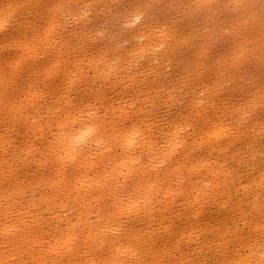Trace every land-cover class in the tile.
Here are the masks:
<instances>
[{
	"label": "rangeland",
	"instance_id": "rangeland-1",
	"mask_svg": "<svg viewBox=\"0 0 264 264\" xmlns=\"http://www.w3.org/2000/svg\"><path fill=\"white\" fill-rule=\"evenodd\" d=\"M62 3L90 5L86 9L88 19L67 28L60 27L58 21L51 22L55 15L52 5ZM141 5L153 6L143 11L155 18V24L143 22V15L140 21L135 19L141 14ZM161 44L165 46L163 51L159 50ZM91 45H101L107 53V62L101 61L97 67L85 60L83 73L95 89L106 94L101 95L100 101L108 113L104 129L110 142L107 145L113 149L105 148L104 152H114L106 158L104 152L98 155L99 151H93L87 162H81L83 168L79 163L62 164L61 169L49 167L50 162L42 158L39 141L57 128L39 111L41 90L58 91L66 75L81 70L76 57L90 55ZM5 68L8 95L2 76ZM0 77V228L6 222L10 226L15 223L17 230H22L23 225V232H29L27 239L22 231L16 237L0 229L1 259L4 255L14 257L7 258L11 264H17V258L22 264H39L42 259L44 263L47 259V264L53 260L52 264L56 260L57 264L84 260L86 243L92 242L88 237L93 235L87 234L93 232L94 222L118 211L116 205L125 198L136 202L130 207L129 202L121 203L122 211L116 218L120 223L116 224L125 237L130 232L132 240L122 235L117 241L112 238L119 236L117 233L110 235V241H115L111 243L112 250L119 245L121 253L118 246L115 252L119 258L116 262L111 259L114 252L108 250L107 243L105 249L90 253L96 263L102 261L98 264H136L138 260L142 264L159 260V264H228L227 259L231 261L233 257L236 264L245 253L246 260L250 256L248 264L255 258L260 260V253L255 252H261L264 244V0H0ZM64 99L66 103L79 102L85 108L96 103L95 96L89 100L77 92ZM130 115L135 117L137 128L150 130L142 137L135 136L136 141L131 137L138 143L136 152L144 154L142 165L127 164L134 166L131 169L124 165L122 146L126 145L122 132L126 136L128 127H132L127 119ZM84 118L87 121V112ZM178 141L180 146L176 147ZM165 156L167 166H151ZM74 169L99 180L98 186L92 181L93 188H99L92 191L98 198L88 196L89 191L84 189L74 191L77 189L71 182L79 186ZM69 171L70 175L75 174L72 179ZM56 181H60L62 192L59 188L55 191ZM135 184L137 189L133 188ZM150 184L157 186L156 195L144 204L142 194ZM66 191L75 195L67 198ZM66 202L73 206L66 207ZM77 221L82 229H77L69 242L73 248L69 256L62 237L65 238L69 223ZM140 228L145 229L146 236L139 240L140 245L136 240L135 246L131 233ZM27 230H34L33 234ZM11 236L24 241L13 240L15 243L9 244ZM131 243L140 248H133L137 257L129 254L125 258L123 248L131 247ZM2 251L6 254L2 255ZM74 251L80 253L75 255Z\"/></svg>",
	"mask_w": 264,
	"mask_h": 264
},
{
	"label": "snow or ice",
	"instance_id": "snow-or-ice-1",
	"mask_svg": "<svg viewBox=\"0 0 264 264\" xmlns=\"http://www.w3.org/2000/svg\"><path fill=\"white\" fill-rule=\"evenodd\" d=\"M10 6V5H9ZM90 5H79L71 3H62L58 5H52V8L55 12L54 17L51 19V22H59V26L62 28H67L73 24L79 25L81 21L88 19L89 13L86 10ZM145 7L151 8L152 5H141V14H137L135 19L140 21L143 15V22L155 24V18L151 16L150 13L144 12ZM158 31V29H157ZM9 43L13 41L9 37H5ZM143 39V37H141ZM78 47H83L79 45ZM93 52L90 55H85L83 59H80L79 55L76 57V64L80 66V71H74L70 75H66L63 81L62 87L58 91H52L49 88L41 90L40 93V112L44 115H47L50 120H52L53 126L57 128L55 133H52L50 136L42 137L39 141V147L42 150V158L49 163V167H56L62 164H72L76 165L77 163L81 164V168L84 167V163L87 162L88 157L92 155L93 150L99 151L101 147H106L109 141L104 137L105 129V120L108 115L107 112L103 110L101 106L100 97L105 95L102 90L95 89L94 85L87 80V77L83 73V65L86 60L89 65L92 67H97L99 62L106 61L107 53L101 45H91ZM164 45H159V50L163 51ZM3 79L5 80V95L8 94L7 90V80H8V71L5 68L2 73ZM264 88V84H262ZM89 89L91 91H89ZM83 93L86 99L91 100L93 96L96 97V103H89L86 108L81 107L79 102H72L69 100L68 103L65 102L64 97L71 98L72 93ZM79 97H77V101ZM262 101H264V96H262ZM203 103V101H201ZM85 112H87L88 119L85 120ZM60 117V119H53ZM129 121L132 122L131 131L126 133L125 142L134 143L131 140L132 136L140 137L146 135L150 130H141L136 127L134 121V116L127 117ZM180 146L178 141L176 147ZM110 150V149H107ZM175 151V148L173 149ZM144 154L141 152L139 155L132 154L128 160L124 163L128 164H139L142 162ZM168 165V157L165 156L162 160L154 161V168H161ZM210 186V182H209ZM91 188V185L88 186ZM156 185L150 184L144 190L143 196L144 204L150 203V199L156 195ZM65 195L71 197L72 192H65ZM88 196L93 198H98L96 193L89 191ZM91 203V200H89ZM141 203V201H137ZM66 207H72L73 205L70 202L65 203ZM98 219L99 215L97 214ZM123 226V225H122ZM76 227V224L69 223L67 227V232L71 235L72 229ZM114 231H119V228H114ZM146 236L144 228L138 229L133 233V238L137 241L141 240ZM261 260L264 261V244L261 245ZM136 255V252L132 249H127L123 255ZM39 264H44L43 261ZM136 264H142V262L137 261ZM183 264V262H179ZM205 264H212L211 261H206ZM239 264V262H238Z\"/></svg>",
	"mask_w": 264,
	"mask_h": 264
},
{
	"label": "bare ground",
	"instance_id": "bare-ground-1",
	"mask_svg": "<svg viewBox=\"0 0 264 264\" xmlns=\"http://www.w3.org/2000/svg\"><path fill=\"white\" fill-rule=\"evenodd\" d=\"M250 4H251V3H250ZM258 23H259V22H258ZM239 29H240V28H239ZM0 78H1V77H0ZM9 79H10V78H9ZM3 86H4V85H3ZM9 87H10V86H9ZM14 87H15V86H14ZM4 92H5V91H4ZM2 93H3V92H2ZM7 95H8V94H7ZM6 97H7V96H6ZM4 98H5V97H4ZM7 100H8V99H7ZM9 100H10V99H9ZM11 105H12V104H11ZM1 106H2V105H1ZM6 107H7V106H6ZM0 108H1V107H0ZM6 110H7V109H6ZM220 126H221V125H220ZM224 127H225V125H224ZM224 127H223V128H224ZM221 128H222V126H221ZM126 130H127V129H126ZM130 130H131V126H130V129H129V127H128V130H127V131L130 132ZM220 130H222V129H220ZM228 130H229V129H228ZM112 131H113V130H111V132H112ZM123 131H124V130H123ZM127 131L124 132V135H125V133H126ZM106 132H107V131H106ZM113 132H115V131H113ZM128 132H127V133H128ZM105 134H106V133L104 132V136H105ZM109 134H110V133H109ZM109 134H107V135H109ZM115 134L117 135L118 133H115ZM120 134H121V133H120ZM110 135H112V134H110ZM110 135H109V137H110ZM116 135H115V136H116ZM149 135H150V134H149ZM151 135H152V134H151ZM223 135H224V134H223ZM116 137H117V136H116ZM120 137H121V136H118V139H120ZM122 137H123V139L126 138V136H123V132H122ZM132 137H133V136H132ZM141 137H142V136H141ZM104 138H107V137L105 136ZM112 138H113V137H112ZM114 138H115V137H114ZM114 138H113V139H114ZM138 138H139V137H138ZM109 139H110V138H109ZM115 139H117V138H115ZM115 139H114V140H115ZM121 139H122V138H121ZM123 139H122V140H123ZM131 139H133V138H131ZM134 139H135V141H136L135 136H134ZM146 139H147V138H146ZM107 140H108V139H107ZM111 140H112V139H111ZM137 140H138V139H137ZM120 141H121V140H120ZM135 141H134V143H128V144L125 143L126 145H124V144L122 145V144H121L122 146H124L123 149H124V151H125V152L123 151V152H124V156H123V154H122V156L125 157V158H124L125 160H124L123 157L121 156V158L124 160V161L122 160L123 162H125L126 160H128L129 157H130L133 153L136 154V155H139V154L136 152V149H135V148H136V145H137L138 143L136 144ZM124 142H125V141H124ZM124 142L122 141V143H124ZM109 143H110V142H109ZM116 143H117V142H116ZM107 144H108V143H107ZM148 144H149V143H148ZM145 145H146V144H145ZM14 146H15V145H14ZM109 146H110V145H107V147H101V148L99 149V153H98L96 150H93V151H94V152L96 151V153H98V155H99V154H101L102 152L105 151V148H108V149H109ZM122 146H121V147H122ZM147 146H148V145H147ZM151 146H153V145H151ZM112 147H115V146H114V143L112 144ZM137 148H138V147H137ZM110 149L112 150L113 148L110 147ZM140 149H141V147H140ZM114 150H115V149H114ZM147 150H148V149H147ZM108 151H109V150H108ZM139 151H140V150H139ZM112 152H114V151H112ZM112 152H111V153H112ZM2 153H3V152H2ZM96 153H95V154H96ZM105 153H107V151L104 152V154H105ZM108 153H109V152H108ZM111 153H109V154H111ZM115 153H116V152H115ZM139 153H140V152H139ZM95 154H94V155H95ZM109 154H105V155H106V158H107V155L110 156ZM112 154H113V153H112ZM156 154H157V153H155V155H156ZM96 155H97V154H96ZM100 156H103V157H104L103 154L100 155ZM100 156H97V157H100ZM111 156H112V155H111ZM89 157H90V156H89ZM93 157H94V156H93ZM95 157H96V156H95ZM103 157H102V158H103ZM154 157H156V156H154ZM102 158H101V159H102ZM104 158H105V157H104ZM112 158H113V157H110V159H112ZM156 158H157V157H156ZM101 159H100V161H101ZM117 159H118V158H117ZM151 159H152V158H151ZM92 160H94V162H95V159H92ZM108 160H109V159H108ZM115 160H116V159H115ZM4 161H5V160H4ZM116 161H117V160H116ZM119 161H121V160L119 159ZM148 161H149V160H148ZM155 161H156V160H155ZM0 162H1V161H0ZM9 162H10V161H9ZM123 162H122V164H123ZM201 162H202V161H201ZM89 163H90V162H89ZM89 163H88V164H89ZM95 163H97V162H95ZM141 163H142V162H141ZM141 163H139V164H131V163L129 162L128 164L134 165V166L136 167L137 165H142ZM199 163H200V162H199ZM202 163H203V162H202ZM48 164H49V163H48ZM79 164H80V163H79ZM85 164H86V163H85ZM122 164H121V165H122ZM44 165H45V164H44ZM71 165H72V164H71ZM104 165H105V164H104ZM107 165H108V164H107ZM117 165H120V164H117ZM124 165L127 166V164H125V163H124ZM131 165H130V167H129V165H128L127 167L130 168V169H131V167L133 168L134 166H131ZM59 166H60V165H59ZM59 166H57V167H59ZM76 166H77V165H76ZM113 166H116V165L113 164ZM151 166L153 167L152 163H151ZM1 167H2V166H1ZM1 167H0V168H1ZM62 167H63V166H62ZM65 167H66V166H65ZM14 168H15V166H14ZM59 168H60V167H59ZM79 168H80V166H79ZM110 168H111V170H112V167H110ZM60 169H61V168H60ZM85 169H86V168H85ZM85 169H84V171H85ZM7 170H8V169H7ZM57 170H58V169H57ZM63 170H64V169H63ZM75 170H76V169H74V172H75ZM104 170H105V169H104ZM40 171H41V170H40ZM86 171L88 172V168L86 169ZM102 171H103V169H102ZM109 171H110V170H109ZM112 171H113V170H112ZM112 171H111V172H112ZM116 171H118V169H116ZM127 171H128V170H127ZM150 171H151V170H150ZM166 171H167V170H166ZM194 171H195V170H194ZM1 172L3 173V171H1ZM7 172H8V171H7ZM71 172H72V171H71ZM71 172L69 171V175L71 174ZM76 172H77V170H76ZM87 172H86V173H87ZM81 173H82V172H80V171L77 172V173H75L76 175L73 173V175H75V177L77 176V177L75 178V180L77 179V181H78V183H79V184H78L79 186H77V184H74V182H71V183H73V185H74L75 188L77 189V190L74 189V191L78 192V191L83 190V189H84V190H87V191H90L91 188H92L91 192H92L93 190H97V191H98L99 188H98V189H94V188H93V184H94V183H93L92 181H95V182H96L95 184H97V182H98L99 185H100L99 180H98V181H97V180H94L95 178L92 176V177L94 178V179H93V178L90 176V174L87 176L88 173H87V174L85 173V175H84L83 173H82V175H79V174H81ZM97 173H98V172H97ZM120 173H121V172H120ZM128 173H129V172H128ZM77 174H78V175H77ZM98 174H99V173H98ZM110 174H112V173H110ZM123 174H124V173H123ZM1 175H2V174H1ZM1 175H0V177H2ZM67 175H68V174H67ZM73 175H70V177H69V176H67V177H69L70 179H72V178H73ZM107 175H108V174H107ZM113 175H114V174H113ZM120 175H121V174H120ZM71 176H72V177H71ZM86 176H87V177H86ZM109 176H110V175H109ZM85 177H86V178H85ZM88 177H91L92 180H90V178L88 179ZM123 177H124V176H123ZM61 178H62V177H61ZM69 178H68V180H69ZM97 178H98V177H97ZM114 178H115V177H114ZM46 179H47V178H46ZM98 179H99V178H98ZM68 180H67V182H68ZM75 180L73 179V181H75ZM0 181H1V180H0ZM64 181H66V179H65ZM64 181H61V182H63L64 184H66ZM141 181H142V180H141ZM54 182H55V181H53L52 183H54ZM56 182H57V185H56L57 188L54 187V188H55V191H56V189L58 190V188H59L58 191H61L60 187H58V186H60V184H61L60 181H59V184H58V181H56ZM36 183H37V182H36ZM52 183H51V184H52ZM76 183H77V182H76ZM118 183H119V182H118ZM139 183H140V182H139ZM139 183H138V185H139ZM147 183H148V182H147ZM150 183H152V182H150ZM34 184H35V183H34ZM69 184H70V183H69ZM69 184H66V185H69ZM29 185H31V184H29ZM89 185H91V188L88 187ZM255 185H256V184H255ZM53 186H54V185H53ZM69 186H70V185H69ZM69 186H67V187L70 188ZM76 186H77V187H76ZM94 186H95V185H94ZM96 186H98V184H97ZM96 186H95V187H96ZM134 186H136V187H133V188H134V189H137V185L135 184ZM23 187H24V186H23ZM49 187H50V186H49ZM64 187H65V186H63L62 189H63ZM139 187H140V185L138 186V189H140ZM12 188H13V187H12ZM51 188H52V186H51ZM54 188H52V189H54ZM109 188H111V187H109ZM22 189H23V188H22ZM65 189H67V188H65ZM72 189H73V187H72ZM103 189H104V188H103ZM70 190H71V188H70ZM1 191H2V190H1ZM1 191H0V192H1ZM3 191H4V190H3ZM7 191H8V190H7ZM10 191H11V190H10ZM18 191H19V190H18ZM53 191H54V190H53ZM71 191H72V190H71ZM126 191H127V190H126ZM136 191H137V190H136ZM4 192H5V191H4ZM8 192H9V191H8ZM61 192H62V191H61ZM69 192H70V191H69ZM76 192H75V193H76ZM84 192H85V191H84ZM101 192H102V191H101ZM9 193H10V192H9ZM13 193H14V192H13ZM57 193H58V192H56V195L58 196ZM72 193H73V192H72ZM79 193H80V192H79ZM102 193H103V192H102ZM120 193H121V195H122V192H120ZM14 194H15V193H14ZM52 194H53V193H52ZM61 194H62V193H61ZM259 194H260V193H259ZM4 195H6V194H4ZM53 195H54V194H53ZM56 195H55L54 198H57ZM73 195H75V194H73ZM73 195H72V196H73ZM77 195H80V194L76 193V196H77ZM82 195H83V194H82ZM82 195H81V196H82ZM142 195H143V194H142ZM7 196H8V195H7ZM9 196H10V195H9ZM9 196H8V197H9ZM61 196H62V195H61ZM63 196H64V195H63ZM110 196H111V195H110ZM117 196H118V195H117ZM117 196H116V199L118 198ZM126 196H128V195H126ZM2 197H3V196H2ZM8 197H7V198H8ZM104 197H105V196H104ZM67 198H69V197H67ZM79 199H80V198H79ZM131 199H132V198H131ZM65 200H67V199H65ZM43 201H44V200H43ZM59 201H60V200H59ZM113 201H114V200H113ZM124 201H125V198H124ZM124 201L122 200V202H124ZM115 202H116V201H115ZM122 202H121V203H122ZM125 202H129V201H125ZM125 202H124V203H125ZM130 202H131V203H130ZM130 202H129L130 204L128 203L129 205L126 203L127 206H129V207H130L131 205H133V203L135 204L136 201L134 202V201L131 200ZM132 202H133V203H132ZM52 203H53V202H52ZM59 203H62V201H60ZM121 203L118 202V206H119V207L116 205V207H117L116 210L118 209V211H116V212L114 211V213L112 212V214H108V213H111L110 211L107 213L108 216H107V218H106L105 220L101 219V221H99V220L96 221V222L93 221L94 224H96L95 226H94V224H93V226H94V229L92 230L93 232L91 233V231L89 230L90 233L87 234V232H89V231H86V234H87L88 236H89L90 234H93V235H90V236L88 237V238L92 239V242H91V240H90V242H89V241H88L87 243L85 242L86 245L88 244V246H86L88 249L86 248L87 251H85V249L83 248L84 251L87 253V254H85V253L81 254V256L85 254V255H84L85 258H83L84 260H81V258H80V260L77 259L78 261H76V260L71 261L72 263H70V262L68 261L70 264H95V263H96V260L93 258V257H94V256H92L93 254H92V255L90 254L91 251L93 252V250H95V249H96L97 251H98V249L101 250L102 248H104V246L106 247L107 245L110 246V248H109L108 250L111 249V252H114V253H112V254L110 253L111 256H112V258H111L110 256H108L109 254H107V256L110 257L111 259L114 258V261H115V262L117 261V258H119V257H118V254H115V252L118 250V252L121 253L120 250H119L120 248H119V245H117L118 248H117V246L114 247V246L116 245V244H115V245L113 246V247L115 248V250L113 251V250H112V245H111V243L113 244V242H115L114 240L119 241L118 239H119V238H122L121 236L123 235V234H121V233L123 232L121 229L119 230L120 232L122 231L121 233H120L119 231H114V230H113L114 228H118L117 225H119V224H116V222H117V220H118V218H117V213L122 211V209L120 210V207H121L120 205H121ZM124 203H122V204H124ZM11 204H12V203H11ZM115 204H117V203H115ZM7 205H8V203H7ZM7 205H6V206H7ZM58 205H59V204H58ZM61 205H62V204H61ZM136 205H137V204H136ZM124 206H125V205H124ZM127 206H126V207H127ZM132 207H133V206H132ZM241 207H242V206H241ZM121 208H122V207H121ZM2 209H3V211H4L5 208H2ZM123 209H124V208H123ZM126 209H127V208H126ZM129 209H130V208H129ZM136 209H137V208H136ZM124 210H125V209H124ZM0 211H1V210H0ZM6 211H7V210H6ZM21 211H22V210H21ZM35 211H36V210H35ZM130 211H131V210H130ZM17 212H18V211H17ZM128 212H129V211H128ZM128 212H127V213H128ZM132 212H133V211H132ZM1 213H3V212H1ZM10 213H12V212H10ZM13 213H14V212H13ZM15 213H16V212H15ZM25 213H26V212H25ZM27 213H28V212H27ZM98 213H99V212H98ZM5 214H6V213H5ZM49 214H50V212H49ZM100 214H101V213H100ZM118 214H119V213H118ZM121 214H122V213H121ZM132 214H133V213H132ZM0 215H1V214H0ZM6 215H7V214H6ZM53 215H55V214L53 213ZM104 215H105V214H104ZM123 215H126V214L123 213ZM12 216H13V215H12ZM47 216H48V215H47ZM101 216H102V214H101ZM9 217H10V216H9ZM14 217H15V215H14ZM17 217L19 218V215H17ZM39 217H40V215H39ZM60 217H61V215L59 216V218H60ZM7 218H8V217H7ZM24 218H25V217H24ZM24 218H23V219H24ZM40 218H41V217H40ZM86 218H87V216H86ZM86 218H85V219H86ZM90 218H91V217H90ZM99 218H100V217H99ZM116 218H117V220H116ZM133 218H134V217H133ZM12 219H13V218H12ZM15 219H16V218H15ZM15 219H13V220H15ZM21 219H22V218H21ZM81 219H82V217H81ZM119 219H120V218H119ZM121 219H122V218H121ZM3 220H4V218H3ZM18 220H19V219H18ZM40 220H41V219H40ZM77 220H78V219H77ZM90 220H91V219H90ZM93 220H94V219H93ZM26 221H27V220H26ZM31 221H32V220H31ZM66 221H67V219H66ZM82 221H85V220H82ZM87 221H88V219H87ZM87 221H86V222H87ZM4 222H5V221H3V223H4ZM35 222H36V221H35ZM37 222H38V221H37ZM44 222H45V221H44ZM55 222H56V221H55ZM67 222H70V220L68 219ZM71 222H72V221H71ZM78 222H79V221H77V223H73V224H76L77 226H76L74 229H72L71 235H69L67 231H66V232H67L66 234H65V232H64V233L62 232V234H65V238H63L62 235L60 234V236L62 237V240L65 239V240L62 242V244L65 242L64 244H66L67 247H68V249H70V250L67 249L68 254H69V252H70V255H69V256H71V254H73V252H72V250H71V248H72V247H71V243H69V242H70V241L72 242V238H73L74 236H76V234H75L76 230H77V229L79 230L80 228L82 229V225L80 226V224H78ZM80 222H81V221H80ZM86 222H85V223L83 222V223H84V224H87ZM93 222H92V223H93ZM0 223H2V222H0ZM6 223H7V222H6ZM6 223H5V224H2L3 226L0 228V229L2 230V232H4L5 234H6V233H9V235H10V234H11V235H14V234H15L16 237H17L18 235L20 236V234H21L20 231H22V234H24V236H27V239H28V233H29V232H28L27 234L23 232V228H22L23 225L21 226V229H22V230H19V229H18L19 232H17L18 230H17V228H16V226H15L16 224H15V223L13 224V221H12V224H13V225H11V226L8 225L9 223H8V224H6ZM16 223H17V222H16ZM31 223H32V222H31ZM83 223H82V224H83ZM90 223H91V222H90ZM90 223H88V224H90ZM92 223H91V225H92ZM117 223H120V222L118 221ZM40 224H41V223H40ZM65 224L68 225V223H66V222H65ZM65 224H64V225H65ZM24 225H25V224H24ZM26 225H27V224H26ZM12 226L15 227V228H14L15 230L12 228ZM32 226H33V225H32ZM35 226H38V225H35ZM35 226H33V228H34ZM40 226H41V225H40ZM78 226H79V228H78ZM84 226H85V225H84ZM17 227L20 228L19 225H17ZM30 227H31V226H30ZM58 227H59V225H58ZM62 227H63V226H61V228H62ZM89 227H90V225H89ZM164 227H165V226H164ZM24 228H25V226H24ZM59 228H60V227H59ZM63 228H64V227H63ZM91 228H92V227H91ZM91 228H89V229H91ZM119 228H120V227H119ZM121 228H122V226H121ZM124 228H125V227H124ZM25 229H26V228H25ZM27 229H28V226H27ZM35 229H36V230L39 229V231L41 230L42 233H43V231L46 232L47 234L49 233L47 230H42L41 227H40V228L36 227ZM44 229H45V228H44ZM125 229H126V228H125ZM53 230H54V229H53ZM56 230H57V229H56ZM65 230H66V228H65ZM65 230H63V231H65ZM87 230H88V229H87ZM144 230H145V229H144ZM15 231H16L17 233H15ZM27 231H32V230H27ZM27 231H26V232H27ZM33 231H34V230H33ZM33 231L31 232L32 234H33ZM165 231H166V230H165ZM165 231H164V232H165ZM13 232H14V233H13ZM36 232H37V231H36ZM36 232H34L35 235L37 234ZM58 232H59V231H58ZM118 232H119L120 234H119ZM135 232H136V231H135ZM19 233H20V234H19ZM59 233H61V231H60ZM116 233H117L119 236H117ZM123 233H124V232H123ZM126 233H127V231H126ZM161 233H162V232H161ZM165 233H166V232H165ZM0 234H1V233H0ZM2 234H3V233H2ZM5 234H3V235H5ZM25 234H26V235H25ZM113 234H114L115 236H117V237H116V238H115V237H112ZM124 234H125V233H124ZM127 234H129V235H126L127 237H125V236L123 235V236L125 237V239H126V238L129 239V238L131 237V236H130V232L127 233ZM6 235H7V234H6ZM39 235L41 236L42 234L40 233ZM87 235H86V236H87ZM106 235H107V236L109 235V236L106 237ZM110 235H112V236H110ZM131 235H133V233H131ZM21 236H22L21 238H24L23 235H21ZM36 236H37V235H36ZM49 236H50V235H49ZM57 236H58V235H57ZM63 236H64V235H63ZM91 236H92V238H91ZM103 236H105V237H104V238H105L104 240H102V239H103ZM129 236H130V237H129ZM16 237H15V239H12L13 237L11 236L10 238H11L12 240L8 237V238H9V242H11V243H9V244H12V241H13V240H15L16 243H17L18 241L21 242V240H23V239L20 238L18 241H16ZM34 237H35V236H34ZM51 237H52V236H51ZM111 237L114 238V240H111L112 242L110 241V238H111ZM118 237H119V238H118ZM37 238H39V236H38ZM37 238H36V239H37ZM41 238H42V237H41ZM52 238H53V237H52ZM58 238H59V237H58ZM112 238H111V239H112ZM24 239H26V238H24ZM30 239H32V236L30 237ZM33 239H34V238H33ZM39 239H40V238H39ZM39 239H37V240H39ZM54 239H57V238L54 237ZM59 239H61V238H59ZM85 239H86V238H85ZM123 239H124V238H123ZM142 239H144V238H142ZM145 239H146V238H145ZM10 240H11V241H10ZM37 240H36V241H37ZM129 240H132V237H131ZM133 240H134V239H133ZM146 240H147V239H146ZM23 241H24V240H23ZM23 241H22V242H23ZM55 241H56V240H55ZM85 241H86V240H85ZM120 241H121V240H120ZM125 241H126V240H125ZM143 241H144V240H143ZM13 242H14V241H13ZM15 242H14V243H15ZM31 242H32V241H31ZM34 242H35V241H34ZM46 242H47V241H46ZM56 242H58V241H56ZM135 242H136V240H135ZM41 243H42V242H41ZM59 243H60V240H59ZM59 243H58V244H59ZM68 243L70 244V246H69ZM83 243H84V242H83ZM83 243H82V245H83ZM85 243H84V244H85ZM91 243H93V244L91 245ZM107 243H108V244H107ZM118 243H119V242H118ZM138 243H139V245H140L141 242L138 241ZM145 243H146V242H145ZM150 243H151V242H150ZM55 244H56V243H55ZM55 244H54V246L57 245V244H56V245H55ZM75 244H76V243H75ZM106 244H107V245H106ZM122 244H123V243H122ZM131 244H132L131 247H130L129 245L125 244V246L127 245V249H132V250H134V251H135V249H136V250H137V249H140L139 246H138V248L133 247V246H134V245H133L134 243H131ZM30 245H31V244H30ZM66 245H64V246H66ZM73 245H74V244H73ZM240 245H241V244H240ZM249 245H250V244H249ZM13 246H14V244H13ZM13 246H12V247H13ZM15 246L17 247V244H16ZM32 246H33V245H32ZM54 246H53V247H54ZM109 246H108V247H109ZM120 246L123 247L124 245H120ZM128 246H129L130 248H129ZM135 246H137V242H136V245H135ZM19 247H20V246H19ZM56 247L58 248V246H56ZM60 247H61V246H60ZM67 247H66V248H67ZM69 247H70V248H69ZM77 247H80V245H78ZM82 247H84V245H83ZM99 247H100V248H99ZM108 247H107V248H108ZM140 247H141V246H140ZM142 247H143V246H142ZM54 248H55V247H54ZM54 248H53V249H54ZM57 248L55 249V250H56V253L59 251V250H57ZM62 248H63V245H62ZM107 248H106V249H107ZM116 248H117V250H116ZM125 248H126V247H125ZM125 248H123L124 250L122 251V253L125 252V250H127V249H125ZM133 248H135V249H133ZM0 249H1V248H0ZM59 249H60V248H59ZM72 249H73V248H72ZM91 249H92V250H91ZM104 249H105V248H104ZM10 250H11V252H12V249H10ZM41 250H42V249H41ZM55 250H54V254H56V253H55ZM151 250H152V249H151ZM5 251H6V250H5ZM33 251H34V250H33ZM52 251H53V250H52ZM52 251H50V252H52ZM75 251H77V250H75ZM75 251H74V252H75ZM84 251H83V252H84ZM138 251H139V250H138ZM140 251H141V250H140ZM162 251H163V250H162ZM249 251H252V250H249ZM249 251H248V252H249ZM253 251H255V250H253ZM256 251H258V250H256ZM2 252H3L2 255L6 254V253H7V255H8V253H9L8 251H6V253H4V251H2ZM16 252H17V251H16ZM61 252H62V250H61ZM65 252H66V251H64V253H65ZM105 252H106V251H105ZM118 252H117V253H118ZM13 253H14V252H13ZM13 253H12V254H13ZM42 253H43V251H42ZM66 253H67V252H66ZM66 253H65V255H66ZM77 253H80V252H79V251H78V252H75V255H77ZM81 253H82V252H81ZM108 253H109V252H108ZM138 253H139V252H138ZM235 253H236V252H235ZM255 253H258V254H259L260 251H259V252H255ZM12 254H11V255H12ZM40 254H41V253H40ZM54 254H53V255H54ZM61 254H62V253H61ZM61 254H60V257H61ZM94 254H95V251H94ZM236 254H237V253H236ZM7 255H6V256H7ZM15 255H16V254H15ZM56 255H57V254H56ZM58 255H59V253H58ZM62 255H63V254H62ZM115 255H117V256L115 257ZM244 255H245V257H246V256H247V253H245ZM244 255H243V256H244ZM249 255H251V253H250ZM254 255H256V254H254ZM259 255H260V254H259ZM259 255H258V257L256 256L258 259L260 258ZM13 256H14V255H13ZM42 256H43V258H44L46 255H44V253H43ZM42 256H41V257H42ZM63 256H64V255H63ZM96 256H97V255H95V258H96ZM113 256H114V257H113ZM119 256H120V255H119ZM127 256H128V255H127ZM133 256H134V255H133ZM133 256H132V257H133ZM153 256H154V255H153ZM232 256H233V255H232ZM241 256H242V255H241ZM241 256H240V258H241V259L243 258V259L241 260V259L239 258V260L241 261V262L239 261V262H240L239 264H248V260L250 259V256H249V258H247V260H246L245 257H243V256L241 257ZM252 256H253V254H252ZM252 256H251V258H254V256H253V257H252ZM0 257H1V256H0ZM4 257H5V255L3 256V259H1L2 257L0 258V264H11V262H10L11 260L9 261V259H7L8 257H10L11 259H14V257L12 258L11 256H7V257H5V258H4ZM48 257H49V256H48ZM99 257H100V256H99ZM108 257H107V258H108ZM124 257H125V255H124ZM128 257H129V256H128ZM134 257H137V256H134ZM67 258H68V257H67ZM74 258H75V257H74ZM76 258H77V257H76ZM97 258H98V257H97ZM102 258H103V257H102ZM115 258H116V259H115ZM120 258H121V257H120ZM125 258H126V257H125ZM159 258H160V257H159ZM159 258H158V259H159ZM225 258H226V257H225ZM233 258H234V257H233ZM233 258H232V259H233ZM6 259H7L8 262H10V263H7ZM17 259H18V258H17ZM17 259H15V261L17 262V264H22V262L19 263V262H18L19 260L17 261ZM30 259H31V258H30ZM41 259H42V258H41ZM54 259H55V258H54ZM111 259H110V260H111ZM122 259H123V258H122ZM158 259H157V260H158ZM232 259H231V261H230V259H227V260L230 261V262L227 261L228 264H230L231 262H233L236 258H235L234 260H232ZM255 259H256V258H255ZM255 259H253V261H254ZM260 259H261V258H260ZM43 260H45V259H42V261H43ZM92 260H94L95 262H92ZM118 260H120V259H118ZM179 260L181 261V260H183V259H182V258H181V259L179 258ZM221 260H224V258H221ZM256 260H257V259H256ZM1 261H2V262H1ZM3 261H4V262H3ZM20 261H21V260H20ZM49 261H50V260H49ZM53 261H54V260H53ZM53 261H50L49 264H52ZM56 261H57V260H56ZM56 261H55V264H57ZM114 261H109V264H110L111 262H112V264H113ZM123 261H124V260H123ZM138 261H139V260H138ZM159 261H161V260H159ZM159 261H157L158 263H157V262H156V263L159 264ZM198 261H199V260H198ZM218 261H219V260H218ZM224 261H225V260H224ZM235 261H236V260H235ZM12 262H14V260H13ZM16 262H14V263H16ZM39 262H40V260H39ZM39 262H38V263H39ZM43 262H44V261H43ZM46 262H47V259H46ZM46 262H45L44 264H47ZM100 262H102V261H99V262L97 261L96 264H98V263H100ZM104 262H105V261H103V263H104ZM169 262H171V261H169ZM172 262H174V261H172ZM216 262H217V261H216ZM237 262H238V261H237ZM237 262H236V264H238ZM249 262H250V261H249ZM32 263H34V262H32ZM62 263H63V261H62ZM103 263H101V264H103ZM127 263H128V262H127ZM129 263H130V262H129ZM156 263H155V264H156ZM198 263H199V262H198ZM203 263L205 264V262H203ZM217 263H218V262H217ZM219 263H220V261H219ZM219 263H218V264H219ZM223 263H224V262H223ZM225 263H226V262H225ZM225 263H224V264H225ZM23 264H24V263H23ZM26 264H29V263H26ZM53 264H54V263H53ZM58 264H59V263H58ZM63 264H64V263H63ZM106 264H108V263H106ZM153 264H154V263H153ZM160 264H162V263H160ZM165 264H167V263H165ZM170 264H171V263H170ZM175 264H176V263H175ZM187 264H189V263L187 262ZM190 264H191V263H190ZM192 264H193V262H192ZM194 264H196V262H195ZM220 264H222V262H221ZM232 264H235V263L233 262Z\"/></svg>",
	"mask_w": 264,
	"mask_h": 264
},
{
	"label": "clouds",
	"instance_id": "clouds-1",
	"mask_svg": "<svg viewBox=\"0 0 264 264\" xmlns=\"http://www.w3.org/2000/svg\"><path fill=\"white\" fill-rule=\"evenodd\" d=\"M252 264H264V261H262L261 259L258 262L254 260Z\"/></svg>",
	"mask_w": 264,
	"mask_h": 264
}]
</instances>
